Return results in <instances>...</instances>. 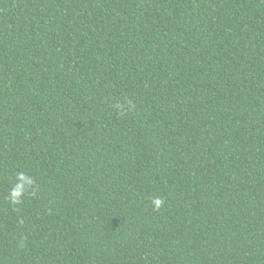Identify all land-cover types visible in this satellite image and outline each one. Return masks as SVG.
<instances>
[{
	"label": "trees",
	"instance_id": "obj_1",
	"mask_svg": "<svg viewBox=\"0 0 264 264\" xmlns=\"http://www.w3.org/2000/svg\"><path fill=\"white\" fill-rule=\"evenodd\" d=\"M0 264H264V0H0Z\"/></svg>",
	"mask_w": 264,
	"mask_h": 264
},
{
	"label": "clouds",
	"instance_id": "obj_2",
	"mask_svg": "<svg viewBox=\"0 0 264 264\" xmlns=\"http://www.w3.org/2000/svg\"><path fill=\"white\" fill-rule=\"evenodd\" d=\"M119 112L122 115H127V113L130 110H133L135 108V104L131 102V100L126 99L125 103L121 104V103H117L114 105ZM27 180L29 183L35 184V181L32 177H30L28 174L24 173V172H19L16 175V183L13 186V188L10 190V194H9V198L10 201L13 205H19L20 203H22V197L24 195V187H23V183L22 181ZM165 203V201L161 198H155L153 200V204L155 206V208L157 210H159L163 204ZM21 247H23V245H21Z\"/></svg>",
	"mask_w": 264,
	"mask_h": 264
}]
</instances>
